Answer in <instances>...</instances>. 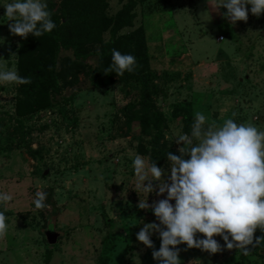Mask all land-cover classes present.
<instances>
[{
	"label": "rangeland",
	"instance_id": "rangeland-1",
	"mask_svg": "<svg viewBox=\"0 0 264 264\" xmlns=\"http://www.w3.org/2000/svg\"><path fill=\"white\" fill-rule=\"evenodd\" d=\"M108 1L112 18L125 6L133 16L132 25L118 35L145 33L148 59H136L135 71L113 81L92 78L88 69L65 75L62 57L67 54L61 53L60 91L50 97L57 104L40 110L34 105L48 96H30L22 93L23 85L0 83V193L12 196L0 203L8 224L0 238V264H159L153 249L136 238L144 223H159L152 209L137 207L139 200L152 204L167 195L134 187L133 160L141 155L151 162L140 148L155 135L142 133L137 119L147 87L164 113L159 142L169 148L178 151L177 137L188 134L175 109L185 101L192 104L193 123L201 112L205 127L233 119L264 131V13L252 14L249 4L248 20L232 24L223 15L226 8L210 4L223 0ZM12 2L0 0V70L24 77L21 37L10 33L11 21L4 16V5ZM44 2L51 13L57 11L58 0ZM104 37L110 39V32ZM39 43L37 52L46 37ZM44 51L51 60L53 47ZM160 167L168 170L170 163L166 159ZM37 191L47 192L44 209L35 207ZM50 224L60 233L55 244L45 235ZM150 238L159 250V234ZM214 239L223 248L215 254L186 243L176 246L181 264H264V247L258 255L245 256L228 250L221 236Z\"/></svg>",
	"mask_w": 264,
	"mask_h": 264
},
{
	"label": "clouds",
	"instance_id": "clouds-1",
	"mask_svg": "<svg viewBox=\"0 0 264 264\" xmlns=\"http://www.w3.org/2000/svg\"><path fill=\"white\" fill-rule=\"evenodd\" d=\"M210 4L226 8L223 15L232 24L248 20L249 4L252 14L264 13V0H223ZM4 8L13 35L25 39L29 34L40 37L56 28L44 0H13ZM136 66L135 56L112 49V64L105 71L122 76L125 71L133 72ZM0 83L23 85L30 84L31 79L21 77L16 70H0ZM205 124V115L196 112L191 135L181 134L175 141L181 145L180 155L167 153L170 169L148 162L141 155L133 160L135 189L158 196L167 194L152 204L146 199L139 200L137 205L139 209H152L159 221L144 223L136 234L138 241L153 249V259L159 264H181L180 249L176 246L184 243L189 249L212 254L222 251L215 235L222 237L228 250L239 249L245 256L264 240V236L254 237L258 228L264 232V131L233 119L220 126L205 127ZM154 181L158 183L154 185ZM46 198L47 192L37 191L35 207H47ZM11 200V195L0 193V203ZM6 219L5 212L0 211V238L8 231ZM153 233H158L161 239L159 250H155L150 238ZM197 233L205 238L198 239Z\"/></svg>",
	"mask_w": 264,
	"mask_h": 264
},
{
	"label": "trees",
	"instance_id": "trees-1",
	"mask_svg": "<svg viewBox=\"0 0 264 264\" xmlns=\"http://www.w3.org/2000/svg\"><path fill=\"white\" fill-rule=\"evenodd\" d=\"M58 9L52 13L51 19L56 24V28L50 33H44L46 45L37 52L43 44L39 43L40 37L29 34L25 39L20 40V67L24 66V77L31 79L30 84H23L22 93L30 96H48L49 99L43 104L34 105V109H49L57 104V100L50 99L51 93L60 91V75L64 68L58 69L59 54L67 55L65 59V75L73 74L77 70H90L92 78H103L113 81L117 75L115 72L105 70L112 64V49L120 51L122 54H131L136 59L144 62L148 59L146 39L143 29L134 33L118 35L119 30L127 25H132L133 19L130 14V7L125 6L120 10L116 18L108 14V0H58ZM109 31L111 38L106 40L104 35ZM33 46V48H31ZM53 47L51 60H46L44 48ZM95 57V62L89 59ZM63 59V60H64ZM48 62H51L49 64ZM148 66L146 65L145 68ZM62 69V70H61ZM135 71V70H134ZM139 73V72H137ZM152 89L147 87L140 97L137 119L140 121L142 133L148 135L155 134L147 147L141 146V153L147 154L151 162H156L157 166L167 159V153L180 155L179 151L169 148L159 142V136L163 137L162 130L164 113L157 109L154 101L148 96ZM132 110V106L130 107ZM129 109V111H131ZM175 109L185 122V133L191 134L193 109L189 101L176 104ZM50 111V110H48ZM156 137V138H155ZM186 158V157H185ZM264 236V232L258 228L254 237ZM251 249V245L248 246ZM264 247V240L250 250L251 254L258 255ZM106 262V260H103Z\"/></svg>",
	"mask_w": 264,
	"mask_h": 264
},
{
	"label": "water",
	"instance_id": "water-1",
	"mask_svg": "<svg viewBox=\"0 0 264 264\" xmlns=\"http://www.w3.org/2000/svg\"><path fill=\"white\" fill-rule=\"evenodd\" d=\"M48 171H45V174H47ZM45 235L47 238V241L50 244H55L58 241V238L60 236V233L58 231H56L54 228H49L45 231Z\"/></svg>",
	"mask_w": 264,
	"mask_h": 264
},
{
	"label": "built area",
	"instance_id": "built-area-1",
	"mask_svg": "<svg viewBox=\"0 0 264 264\" xmlns=\"http://www.w3.org/2000/svg\"><path fill=\"white\" fill-rule=\"evenodd\" d=\"M219 38H220V39H224V38H225V36H224V35H221V36H219Z\"/></svg>",
	"mask_w": 264,
	"mask_h": 264
}]
</instances>
